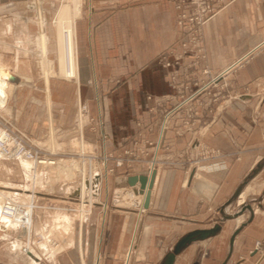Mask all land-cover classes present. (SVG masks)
Here are the masks:
<instances>
[{"label":"crops","instance_id":"crops-1","mask_svg":"<svg viewBox=\"0 0 264 264\" xmlns=\"http://www.w3.org/2000/svg\"><path fill=\"white\" fill-rule=\"evenodd\" d=\"M91 3L93 9L86 17L74 22L80 50L78 84L57 80L49 84L46 79L45 90L47 100L52 97L62 104L63 123L72 120L81 100L98 108L108 148L117 150L122 141L137 134L139 125L152 121L154 99L170 92L168 68L161 54L179 37L177 10L169 0ZM0 8L26 11L28 0H0ZM40 26L42 42L32 25L6 18L0 24V37L29 49L44 50L47 34L45 24ZM205 36L209 46L203 67L218 71L246 58L264 39V0H238L206 25ZM48 37L50 53L60 72L58 29L57 37L52 32ZM6 57L0 72L10 83L9 89H15L9 68L13 57ZM246 60L237 73L242 86L264 76V50ZM51 64L49 59L42 62L49 70ZM17 66L26 75L38 76L34 61L21 60ZM91 78L96 81L95 90L87 85ZM7 98L2 104L6 105ZM164 143L175 153L181 152L186 142L173 129L165 134ZM189 147V156L218 151L220 157L210 164L213 170L180 165L155 168L150 205L138 225L134 214H122L112 207L118 202L120 188L129 185V177L145 175L146 167L113 177L107 195L101 198L104 206L97 207L92 223H75L72 244L42 264H162L183 236L217 225L221 229L216 235L189 245L174 264H264V257L254 249L256 241H261L264 248V100H237L214 122L205 118ZM24 188L30 189L28 196H32L31 188ZM3 191L11 200L26 195ZM245 206L249 209L242 210ZM3 221L0 216V231L8 236L13 230L3 231ZM13 252L10 257L14 259L18 256Z\"/></svg>","mask_w":264,"mask_h":264},{"label":"rangeland","instance_id":"rangeland-1","mask_svg":"<svg viewBox=\"0 0 264 264\" xmlns=\"http://www.w3.org/2000/svg\"><path fill=\"white\" fill-rule=\"evenodd\" d=\"M169 1L177 10L179 32L176 42L161 54V58L165 56L167 59H163V64L168 68L170 92L154 99L151 108L152 121L147 125H139L137 134L122 141L117 150L108 148V136L102 130L103 115L98 108L93 107L87 100H81L75 108L72 120L67 124L63 123L60 121L62 104L52 97L50 101L47 100L45 90L46 79H49V84L53 80L78 84L79 75L76 78H67L59 72L57 62L49 50L48 34L52 32L57 37L58 28L55 23L62 6L73 7L79 3L82 12L78 21L84 19L93 9L91 0H28L26 11L0 8V24L6 18L24 21L32 25L40 40V24H45L47 43L44 50L29 49L0 37V64L2 60L6 61V56L13 57L9 68L13 76L11 82L16 81L15 89L8 91L6 105H0V121L7 128L13 129L41 161L53 163L50 169L43 165H33L32 171L37 168L35 171L40 174L35 177L38 182H33L34 177L26 175L21 160L0 157V189L30 195V189L24 187L35 186L36 197L30 198L33 199L34 206L38 207L33 212V228L30 232L20 227L5 236L0 231V264H29L27 257L21 255L26 254L27 246L40 250L41 243H49L50 247H60L62 239L67 240L70 237L63 231V216L70 218L73 231L75 223L80 226L91 224L97 207L104 206L102 197L107 195L109 182L115 176L129 174L139 166L146 167L147 176L151 169L155 170L164 165L204 170L206 165L212 164V158L215 157L209 153L206 155L205 152L189 156L188 151L192 137L205 122V118L210 123L214 122L237 100H264V76L243 86L237 80V73L246 59L264 50V39L246 58L235 60L218 71L202 65V61L208 56L206 25L238 0ZM79 53L80 50L77 52L78 58ZM168 56L172 58L168 59ZM176 57L179 64L175 61ZM45 59H49L53 65L50 70L45 67L48 73L42 65ZM21 60L36 62V78L24 74L18 68ZM169 63H176L175 68L167 66ZM26 77L29 81L25 80ZM87 85L95 90L96 81L93 78L88 79ZM173 129L176 136L184 138L186 142L181 152L173 153L170 145L164 143L165 134ZM206 157L209 158L205 159ZM59 171L67 172L59 174ZM91 181L92 186L89 185ZM131 192V186L121 187L118 202L112 209L122 214H134L138 225L148 208L142 212L136 203L138 198H130L128 193ZM23 204L29 203L24 200ZM56 231H62L63 235L56 234ZM256 242L254 249L263 258V243L260 241L262 247L257 251ZM17 244L22 247L20 254L15 253L17 250L12 251V247ZM11 252L18 257H10ZM201 254L204 256L205 250ZM43 257L48 258V255ZM46 261L43 260L41 264Z\"/></svg>","mask_w":264,"mask_h":264},{"label":"bare ground","instance_id":"bare-ground-1","mask_svg":"<svg viewBox=\"0 0 264 264\" xmlns=\"http://www.w3.org/2000/svg\"><path fill=\"white\" fill-rule=\"evenodd\" d=\"M81 12H82L81 5H79V3H76L73 7H70V5H66V6L64 5L60 8L59 13H58L59 15H58L57 21L55 23L57 28H58V31L60 33V38H61L60 72H61V75L65 76L67 78L78 77V55H77L78 50H77V40H76L75 23L74 22L80 16ZM7 78H9L8 75H7ZM9 87H10V83L6 79L5 75H2V73L0 72V105H3L2 103L4 102L5 98L8 95ZM21 161H22L24 172L26 173V175L27 176L32 175V177H34V180H32V181L38 182L35 179V177L37 175H40V174H38L35 171L37 168L34 171H32L31 167L33 165H34V167L36 165L38 166L39 163L35 164V162L30 161V160H25V159H21ZM47 164H49V163H47ZM34 167H33V169H34ZM47 167L50 169L53 166L49 165ZM61 168H62V166H61ZM61 168H59V170ZM42 169H44V168H42ZM62 170H63V168H62ZM151 170L152 171H150V173H152L154 171V169H151ZM33 172H34V174H33ZM62 172H64V171H59V174ZM66 172L67 171H65L64 173H66ZM68 173H71L73 175L72 171H69ZM90 184H91V186L93 185L92 181L89 182V185ZM137 187H139L138 184H137ZM35 188H36L35 186H34V188L31 186V190L33 191L31 197H36L35 196V194H36ZM8 194L11 195L10 192H8ZM128 194H129L130 198H132V199L134 197L138 198V201L136 203H138V206L141 207L142 212H144L147 209L144 206L146 190L144 191V194H140L138 191L136 192L132 188V192L128 193ZM23 197H24V199H21V200L8 199L7 195H6V191H3L2 189H0V216L4 219L3 224H1V228L8 231V230H15L18 227H23L28 232H30V230L33 228V218H34L33 212H34V209L36 208L34 206L35 203H33V199H31L30 196H28L27 194L23 195ZM25 198H27V199H25ZM24 200H27L29 204L28 205L23 204ZM135 200H136V198H135ZM7 202L9 203V206L6 208L5 204ZM17 208H23L24 211L18 215V214H16ZM30 215H31V217H30ZM62 219H63V227H64L63 231L70 236L69 239H67V240L62 239L61 245L58 248H55V247L53 248V246L50 247L48 242H47L48 245L41 243L40 247H39V249L41 251L38 249H35L31 246H27V249H25L26 250L25 255L27 257H30L29 258V260H30L29 264H41V262L43 260L49 261V259L54 258L55 256L58 255V253L63 251V248L65 249L66 246L68 247L72 244V242H73L72 222L70 221L69 217L63 216ZM58 220H61V219H58ZM139 223H141V222L139 221ZM137 228H138V226H137ZM56 234L63 235L62 231L61 232L56 231ZM60 237H62V236H60ZM44 242L46 243V241H44ZM21 248L22 247L20 244H17V246L15 245L13 247L14 250H17L16 253H18V254L21 253L20 252V250H22ZM44 255H46V257L48 255V258L43 257Z\"/></svg>","mask_w":264,"mask_h":264},{"label":"built area","instance_id":"built-area-1","mask_svg":"<svg viewBox=\"0 0 264 264\" xmlns=\"http://www.w3.org/2000/svg\"><path fill=\"white\" fill-rule=\"evenodd\" d=\"M164 60H167L165 56H163ZM175 61L177 64H179L178 57L175 58ZM176 63L173 65L167 64V66L171 67V69L175 68ZM174 74H178L177 72L173 71ZM175 77L177 75H174ZM206 155H212L215 158L220 157V154H218V151H212L209 152L208 150L204 151ZM209 153V154H208ZM0 157L7 158V159H14V160H30L35 162V164L43 165V166H49L53 165L52 162H43L40 160V158L37 156L35 152H33L31 149L27 147V144L23 141L21 137L18 136V134L15 133L13 129L7 128L1 121H0ZM209 157H206L205 159H208ZM215 158H212L215 159ZM49 163V164H47ZM213 165V164H212ZM214 166L206 165L205 169L206 171L213 170ZM9 206V203L7 202L5 204V207L7 208ZM140 210L141 207L139 206ZM16 214H21L24 209L23 208H17ZM31 217V215H30ZM262 247V243L260 241L256 242V250H260Z\"/></svg>","mask_w":264,"mask_h":264},{"label":"water","instance_id":"water-1","mask_svg":"<svg viewBox=\"0 0 264 264\" xmlns=\"http://www.w3.org/2000/svg\"><path fill=\"white\" fill-rule=\"evenodd\" d=\"M155 172L151 174V177L149 178L147 175H132L128 179V184L133 188L134 191H138L140 194H144V191L146 190L145 194V208H149L150 205V196H151V188L154 183L155 179ZM137 184H139V187H137ZM249 209V206L246 208L242 207V210ZM221 229L220 225H217L216 227L212 229H199L194 230L185 236H183L174 246L173 250L166 254L162 264H174L176 261V257L182 253L189 245L196 241L205 240L211 236L216 235ZM234 241V236L231 239V243Z\"/></svg>","mask_w":264,"mask_h":264}]
</instances>
